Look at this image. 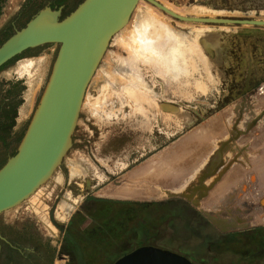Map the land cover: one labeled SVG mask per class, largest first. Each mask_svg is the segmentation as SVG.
<instances>
[{
  "label": "rangeland",
  "instance_id": "obj_1",
  "mask_svg": "<svg viewBox=\"0 0 264 264\" xmlns=\"http://www.w3.org/2000/svg\"><path fill=\"white\" fill-rule=\"evenodd\" d=\"M9 1L0 0V21ZM82 1L20 0L12 22L0 30V45L24 27L39 10L61 8L63 18ZM155 1L177 14L182 12L180 15L186 17H198L183 11L200 6L223 13L201 15L200 18L264 21V0ZM144 18L152 21L146 28L151 41L149 44L153 48L150 54L136 53L132 50L135 49L132 47L135 42L129 40ZM58 48L59 44H45L39 48L53 49V54L45 75L38 83L27 117L19 127H15V118L23 89L12 84V80L0 79V168L16 152L47 83ZM152 52L157 53L155 58ZM33 53L35 51H27L26 54ZM17 57L0 70L12 65ZM24 70H28V66L23 67ZM185 75L190 77L186 79ZM175 77H179L177 82ZM180 79L189 82L190 93L186 96L180 95L179 89H176ZM246 90L250 93L255 91V94H240ZM251 100L264 104V26L180 22L146 0H139L127 24L108 42L86 88L70 146L60 164L33 195L8 211H17L15 219L20 222L19 226H24L20 233L27 238L20 240L17 230L1 226L0 235L12 245L36 252L42 245L41 239L50 237L48 232L52 231L56 242L54 249L59 254L54 255L57 263L113 264L136 248L148 245L150 239L131 237L134 232V237L137 236L136 231L141 227L138 219L134 216L135 222H132L119 215L120 220L112 229L100 233L98 237L101 238L90 240V237L95 238V228L93 230L77 223L74 217L78 214L80 202L86 197L85 191L95 178V171L122 169V163L138 154L137 140L140 138L149 144L147 149H153L172 133L175 123L187 124L191 122L192 115L198 119L220 112L214 117V120L219 119L224 104L250 103ZM116 163H119L117 167ZM64 207L67 208L65 215ZM55 211L59 218L52 220L50 214ZM144 228L141 227L146 236L151 231L155 232L152 226ZM128 236L130 240H125ZM151 244L178 253L167 246ZM61 254H65L66 258L58 259ZM182 256L193 264H207L195 256ZM258 264H264V257Z\"/></svg>",
  "mask_w": 264,
  "mask_h": 264
},
{
  "label": "crops",
  "instance_id": "obj_2",
  "mask_svg": "<svg viewBox=\"0 0 264 264\" xmlns=\"http://www.w3.org/2000/svg\"><path fill=\"white\" fill-rule=\"evenodd\" d=\"M19 1L5 5L0 30L12 22ZM42 46L27 50L33 54L25 51L0 70V79L12 80L23 89L15 127L27 117L50 63L53 49L40 50ZM25 66L28 70L23 71ZM263 112L264 104L252 100L224 104L219 119L214 117L220 112L198 119L192 115L187 124L175 123L172 133L153 149L138 139V154L122 163V169L95 171L74 218L95 228L91 241L112 229L119 215L132 222L136 216L142 228L149 225L155 232L146 236L139 227L133 238L150 239L207 264H258L264 257ZM63 209L65 215L67 208ZM8 211L0 214V226L22 232L24 226L15 219L17 211ZM50 217L59 218L56 211ZM48 233L50 237L42 238L41 244L51 250V264H59L54 258V233ZM0 240L6 239L0 235ZM150 242L145 246L154 247ZM64 257L61 254L58 259Z\"/></svg>",
  "mask_w": 264,
  "mask_h": 264
},
{
  "label": "water",
  "instance_id": "obj_3",
  "mask_svg": "<svg viewBox=\"0 0 264 264\" xmlns=\"http://www.w3.org/2000/svg\"><path fill=\"white\" fill-rule=\"evenodd\" d=\"M139 0H83L67 16L61 8L39 10L0 45V68L29 49L59 44L52 69L14 155L0 168V214L33 195L60 164L71 143L86 88L108 42L129 20ZM174 19L264 26V21L178 15L146 0ZM113 264H193L176 253L142 246Z\"/></svg>",
  "mask_w": 264,
  "mask_h": 264
},
{
  "label": "bare ground",
  "instance_id": "obj_4",
  "mask_svg": "<svg viewBox=\"0 0 264 264\" xmlns=\"http://www.w3.org/2000/svg\"><path fill=\"white\" fill-rule=\"evenodd\" d=\"M139 2V1H138ZM137 2V3H138ZM137 5V4H136ZM136 7V6H135ZM164 7H166V6H164ZM166 8H168V7H166ZM169 9V8H168ZM170 10V9H169ZM172 11V10H171ZM178 11V10H177ZM172 12H174V13H176L175 11H172ZM183 12H185V13H187V14H189V15H192V16H198V17H195V18H200V16L202 15H207V14H215V15H219V14H221L222 13V11L220 12H215V11H210L209 9H206V8H204V7H200V6H195V7H192V8H189V9H186V10H184ZM177 14V13H176ZM180 14H182V12H180ZM180 14H178V15H180ZM223 14V13H222ZM214 15V16H215ZM170 16V15H169ZM181 16H184V15H181ZM209 16V15H208ZM172 17V16H171ZM184 17H186V16H184ZM210 18V17H209ZM212 19H218V18H212ZM219 19H221V18H219ZM178 21V20H177ZM128 22V21H127ZM180 22H183V21H180ZM152 23V21L151 20H147V18H144V20H142L140 23H139V25L138 26H136V30H135V32H134V34H133V32L131 33V34H133V38H130V37H132V36H129V40H131L132 39V41H134L135 42V44H132V47H135V49H132V50H135V52L136 53H139V52H142V53H151V51L153 50V48L150 46V39H149V36L147 35V32H146V28H147V26L149 25V24H151ZM186 23V22H185ZM187 23H198V22H187ZM127 24V23H126ZM125 24V25H126ZM203 24H209V23H203ZM214 25H221V24H214ZM223 25H226V24H223ZM223 29H226L225 27H223ZM131 41V42H132ZM150 41V42H149ZM133 42V43H134ZM169 51H170V49H169ZM175 53V52H174ZM174 53H173V55H174ZM152 54H153V57L154 56H157V53L156 52H152ZM169 54H170V52H169ZM138 56H139V54H138ZM175 56H176V54H175ZM131 57V56H130ZM155 58V57H154ZM172 66H174L173 64H172ZM181 71V70H180ZM176 76V75H175ZM180 76V75H179ZM188 77H186V75L185 76H183L184 78L186 77V79H188L189 77H190V75H187ZM93 77V76H92ZM179 77H175V82H177V79H178ZM181 78V77H180ZM180 85H179V87H176V89H179V91H180V95H184V96H186L188 93H190V85L187 83V82H185V81H182L181 79H180ZM186 84H187V86H186ZM84 98V97H83ZM83 102V101H82ZM82 105V104H81ZM194 197V196H193ZM216 222V221H215ZM214 222V223H215ZM220 223H218V225H219ZM223 227V226H222ZM224 228H225V226H224ZM226 228H227V226H226ZM225 228V229H226Z\"/></svg>",
  "mask_w": 264,
  "mask_h": 264
},
{
  "label": "flooded vegetation",
  "instance_id": "obj_5",
  "mask_svg": "<svg viewBox=\"0 0 264 264\" xmlns=\"http://www.w3.org/2000/svg\"><path fill=\"white\" fill-rule=\"evenodd\" d=\"M19 239L27 238V235L16 232ZM6 239V238H5ZM0 259L1 264L15 262L16 264H22L20 262H25L26 264H51V250L45 246L41 245L36 252L33 250L22 249L19 246L12 245L6 240H0ZM4 247V248H3Z\"/></svg>",
  "mask_w": 264,
  "mask_h": 264
}]
</instances>
